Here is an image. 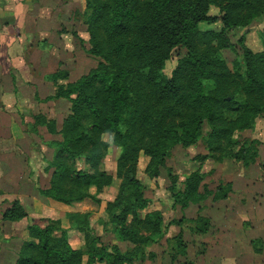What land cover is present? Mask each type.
<instances>
[{
	"label": "trees",
	"instance_id": "trees-1",
	"mask_svg": "<svg viewBox=\"0 0 264 264\" xmlns=\"http://www.w3.org/2000/svg\"><path fill=\"white\" fill-rule=\"evenodd\" d=\"M211 7L218 14H211ZM84 16L88 53L98 59L96 65L65 86L57 82L68 78L67 71L48 76L55 91L44 100L70 102L60 128L54 118L32 116L36 126L60 136L46 142L52 149L45 166L50 179L39 191L68 206L85 199L99 205V195L116 179L115 196L104 211L116 239L131 248L122 251L93 234L91 212L68 211L69 228L83 234V245L71 246L61 220L35 217L15 264H141L148 256L146 248L167 234L168 223L158 207H150L146 187L137 177L140 154L148 157L145 171L152 178L173 146H190L199 139L209 151L201 159L211 156L249 166L259 156V140L238 134L251 130L264 114V34L262 48L244 46L232 66L219 52L232 47L226 31L264 18V0H85ZM201 22H220V27L200 29ZM176 46L186 53L167 77L161 71ZM205 124L209 130L204 134ZM105 134L111 135L110 142ZM111 144L121 148L114 175L102 166ZM204 176L191 171L180 187L179 176L168 171L173 201L184 208L229 196L231 182L210 189ZM24 217L18 200L3 212L11 221ZM198 219V231L205 232L207 218ZM165 239L171 249L176 246L185 253L181 234ZM251 244L255 252L261 251L259 238ZM175 256L171 252L173 260Z\"/></svg>",
	"mask_w": 264,
	"mask_h": 264
},
{
	"label": "rangeland",
	"instance_id": "rangeland-1",
	"mask_svg": "<svg viewBox=\"0 0 264 264\" xmlns=\"http://www.w3.org/2000/svg\"><path fill=\"white\" fill-rule=\"evenodd\" d=\"M84 1L69 2V0H64V2L54 5L56 8L47 3L50 8L52 7L61 15L58 19L55 17L52 20L49 19V23L55 28L57 35L61 36L62 41L57 43V50L49 48V44L38 43L48 52L46 60L44 53L41 57L39 52L33 53L32 58L35 66L39 65L38 68L36 67L37 71L40 75L45 74L47 81L37 84L38 91L36 90L35 94L38 95L39 92L41 98L53 93L52 84L54 85V83L51 84L48 76L54 74L56 70L59 74L68 72V78H59L57 82L65 86L67 82H73L97 63L98 59L88 53V34L84 24ZM43 6L46 8L45 4ZM210 13L218 14V8L211 7ZM199 27L200 29H218L220 22H201ZM72 32H75L77 36ZM263 34L264 18L254 20L248 27H233L226 31V35L232 42V47L222 49L219 52L220 57L229 66H232L237 59L241 58L244 46L253 51L262 48ZM185 53L184 47H174L169 58L165 61L162 74L169 77L177 61ZM31 98L30 101H36L33 95ZM23 101L24 106H27V99ZM39 104L40 112L48 119L54 118L60 128L62 119L68 114L70 102L66 98H47L40 101ZM21 106L23 105L21 104ZM32 116L33 113L27 106L25 115L22 117L24 127L31 128L35 134L30 139L26 137V142L31 140L39 147L41 146L39 142L46 145V142L51 139H60L58 134H50L47 130L39 127L36 129ZM208 130L209 126L205 124L203 126L204 134ZM238 136L254 138L260 142L258 145L259 156L256 162L249 166H243L234 160L216 161L211 156L201 159L200 156L209 154V151L203 140L199 139L190 146L184 147L179 144L173 146L164 164L159 167V175L152 178L145 171L148 157L140 154L137 161V177L146 187V196L150 200V207H158L164 215L165 222L168 223L167 234L160 242L146 248L148 256L141 264H264V114L256 118L255 125L251 130L243 131ZM104 139L110 142L111 135L105 134ZM45 150L46 156L50 158L52 149L47 146ZM120 151L119 146L111 144L104 159L102 166L112 175L115 173V162ZM195 170L205 175L203 183L210 189H214L219 183L231 182L232 190L229 196L219 201H213L209 197L200 204L191 203L184 208L175 203L168 190L170 185L168 171L179 176L178 185L181 187L184 177ZM47 179V176L41 175L35 182L39 187H44L45 181L49 180ZM116 184L115 179L113 186L104 189L99 195L102 199L99 205L90 199H85L72 206L64 205V209L53 208V217L61 220L62 227L67 229L71 246L81 247L84 238L82 233L69 228L65 213L68 211H89L91 212L89 222L93 234L99 235L104 243H116L122 251L131 248L130 243L116 239L104 211L105 203L115 196ZM144 213L145 211H142L141 215ZM198 218H207L208 224L205 232L198 231L199 222H202ZM177 234H181L185 244L184 254L180 253L181 249L176 250V246L171 249L170 244L166 242L165 238H173ZM255 238L260 239V252L253 250L251 240ZM171 252L176 253L174 260L171 257ZM94 264L105 263L96 262Z\"/></svg>",
	"mask_w": 264,
	"mask_h": 264
},
{
	"label": "crops",
	"instance_id": "crops-1",
	"mask_svg": "<svg viewBox=\"0 0 264 264\" xmlns=\"http://www.w3.org/2000/svg\"><path fill=\"white\" fill-rule=\"evenodd\" d=\"M61 2L64 0H0V264L16 263L23 243L28 240L27 226L33 218H54L53 208L64 209L66 205L41 195L39 190L46 188L50 179V172L45 171L47 146L39 142L38 147L33 142L34 148L31 140L26 142V137L30 139L35 133L24 127L22 119L27 106L33 115L41 113L39 102L46 96L41 98L39 92V96L35 93L37 84L47 81L45 74L38 73L39 65L35 66L32 57L34 52H39L40 57L44 53L46 60L48 52L38 43L49 44L52 50H57V43H61V36L49 23L53 17L60 18L53 8ZM52 88L54 93L53 84ZM32 95L36 101H30ZM38 127L46 130L44 126ZM41 175L48 178L44 187L35 182ZM14 200L20 201L27 217L4 219L3 212Z\"/></svg>",
	"mask_w": 264,
	"mask_h": 264
}]
</instances>
